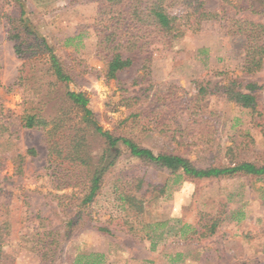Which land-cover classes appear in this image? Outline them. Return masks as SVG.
I'll use <instances>...</instances> for the list:
<instances>
[{"label": "rangeland", "instance_id": "obj_1", "mask_svg": "<svg viewBox=\"0 0 264 264\" xmlns=\"http://www.w3.org/2000/svg\"><path fill=\"white\" fill-rule=\"evenodd\" d=\"M22 1L34 29L89 94L106 130L156 155L181 154L199 167L264 165V66L254 75L243 72L244 44L229 31L228 17L236 14L229 6L203 0L207 13L222 18L200 22L197 33L187 30L173 50L154 52L149 76L136 54L130 70L108 80L107 63L98 55L94 26L102 11L96 4ZM179 1L174 10L188 18L192 5ZM15 17L13 0H0V105L12 124V133L0 139L4 264H74L76 257L91 254L103 256L89 260L95 264H264V178L185 180L130 158L121 147L122 156L93 204L82 209L78 188H57L45 134L20 126L23 89L15 84L22 62L8 39V23ZM233 81L259 86L252 109L229 100L226 88ZM93 148L98 153L101 144ZM121 185L143 205L141 214L120 200ZM78 215L68 234L70 219ZM38 230H50L44 249Z\"/></svg>", "mask_w": 264, "mask_h": 264}, {"label": "trees", "instance_id": "obj_2", "mask_svg": "<svg viewBox=\"0 0 264 264\" xmlns=\"http://www.w3.org/2000/svg\"><path fill=\"white\" fill-rule=\"evenodd\" d=\"M81 1L86 0H73L70 3ZM88 1L96 4L102 11V18L94 27L98 39V55L107 63L108 80H116L120 73L130 70L136 62L133 57L136 54L143 57L141 71L145 76H149L154 52L173 50L176 43L183 40L187 30L197 33L200 22L217 20L223 16L207 13L203 0L179 1L178 4L184 2L192 5V15L189 13L188 18L183 10H174L175 0ZM219 1L236 11L234 17H228L231 23L229 31L244 44L243 72L246 75L260 72L264 66V21H256L249 15L264 20V0ZM13 2L16 17L8 23L11 27L8 39L13 42L15 55L22 62L15 84L23 89L20 126L22 129L39 130L45 134L48 145L47 159L54 179L59 184L57 188H78L83 194L80 198L82 209L93 204L102 192L107 176L122 156L121 147L130 158L140 160L155 169L166 170L171 175H181L185 180L226 179L238 176L264 178V165L242 162L234 166L199 167L181 154L156 155L128 136L106 130L90 107L87 91L79 87L75 75L56 54L55 48L32 26L25 3L22 0ZM241 13L244 15L238 17ZM223 14L225 16V11ZM194 15L199 16L192 24L189 20ZM46 78H49V81H46ZM257 90V84L249 83L242 87L240 83L233 81L226 88V95L240 107L252 109L256 105ZM131 128L134 129V126ZM11 133L12 124L0 105V139ZM95 142L101 144L98 153L93 148ZM28 153L36 154L33 150ZM60 182H63L61 187ZM142 184L143 181L139 186ZM125 186H120V200L128 211L141 214L143 205L131 192H126ZM80 219L81 215L70 219L68 234ZM216 229L217 225H213L211 234H214ZM99 231L110 233L106 228H99ZM49 234L50 230L42 233L38 230L36 236H43V239L38 240L43 243L41 249L46 247L45 243L47 244L51 236ZM6 236L7 233L5 234L3 226L0 225V264H4L3 244ZM93 257L103 256H78L74 264H83V259L88 260L85 264H95L89 261ZM101 262L96 264H102Z\"/></svg>", "mask_w": 264, "mask_h": 264}]
</instances>
